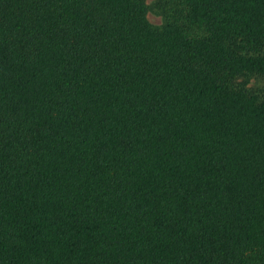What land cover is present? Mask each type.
I'll return each mask as SVG.
<instances>
[{"label":"trees","instance_id":"1","mask_svg":"<svg viewBox=\"0 0 264 264\" xmlns=\"http://www.w3.org/2000/svg\"><path fill=\"white\" fill-rule=\"evenodd\" d=\"M0 0V264H264V0Z\"/></svg>","mask_w":264,"mask_h":264},{"label":"rangeland","instance_id":"2","mask_svg":"<svg viewBox=\"0 0 264 264\" xmlns=\"http://www.w3.org/2000/svg\"><path fill=\"white\" fill-rule=\"evenodd\" d=\"M148 5L146 17L155 26H161L166 21H177L184 32L190 36L204 35L201 25H194L186 17V4L184 0H145ZM236 85H242L249 91L259 95L264 94V77L260 75H240L231 79Z\"/></svg>","mask_w":264,"mask_h":264}]
</instances>
